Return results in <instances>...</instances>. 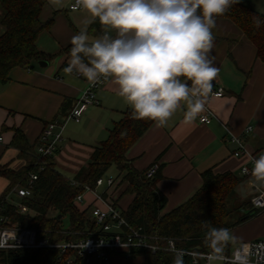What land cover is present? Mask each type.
<instances>
[{
    "label": "crops",
    "instance_id": "crops-1",
    "mask_svg": "<svg viewBox=\"0 0 264 264\" xmlns=\"http://www.w3.org/2000/svg\"><path fill=\"white\" fill-rule=\"evenodd\" d=\"M73 0H67L62 10H43L42 22L53 18L49 29L42 31L36 41L37 48L52 55L48 65L38 62L32 67H15L7 82L0 81V165L20 168L25 160L11 145L15 128H20L36 152L43 127L54 118L64 117L76 104L89 81L77 73H66L70 54L64 49L71 45V38L82 30H88L95 19L82 7L70 10ZM264 14V0H239ZM1 16V12H0ZM213 28L214 47L212 55L219 74L212 91L224 89L222 97L209 94L205 105L215 113L210 123L199 120L185 122L187 106H181L168 122L160 126L157 122L128 149L126 158L131 167L145 173L154 162L159 163L160 177L156 189L164 194L167 202L161 214H165L187 201L202 185V173L212 168L217 173L233 172L241 182L236 190L238 200H249L250 208L260 212L235 225L230 230L245 242L264 238V208L255 207L253 199L264 189V181L254 176H245L241 167L249 164L245 155L235 156L237 142L231 134L241 137L245 146L254 153L264 152V63L257 57L256 47L243 31L230 19L217 18ZM115 32L105 25L103 33ZM4 27L0 24V35ZM89 43L103 34L87 31ZM190 84V82H188ZM98 104L89 106L79 122L66 123L63 139L53 160L56 168L69 179L88 165L96 146L108 138L110 130L130 105L118 94V85L110 77L105 85L97 89ZM251 126L248 133L245 128ZM126 171L118 170V183L108 189V198L126 211L133 193H126V182H122ZM7 179L0 177V194L7 186ZM100 188V189H99ZM103 187H98L102 191ZM92 194L86 193L85 200L78 204L87 208ZM240 208V209H241ZM232 249V246H230ZM110 264H146L142 256L115 255Z\"/></svg>",
    "mask_w": 264,
    "mask_h": 264
},
{
    "label": "trees",
    "instance_id": "trees-1",
    "mask_svg": "<svg viewBox=\"0 0 264 264\" xmlns=\"http://www.w3.org/2000/svg\"><path fill=\"white\" fill-rule=\"evenodd\" d=\"M47 0H0V24L4 33L0 35V81L7 82L15 67H32L40 60L48 61L52 55L41 52L36 45L40 33L49 29L53 18L42 22L40 15ZM232 20L252 41L256 54L264 63V14L247 4L235 3L222 16ZM257 20L259 23L257 24ZM105 25L95 18L88 28L89 33L103 34ZM72 45L64 52L70 54ZM154 123L149 119H136L129 107L122 118L115 123L107 139L95 147L87 166L81 168L73 178L79 186L60 172L53 156L39 158L29 144L24 132L15 128L11 145L17 149L18 156L26 162L14 169L0 165V177L8 183L0 194L1 214L21 227L38 230L40 236L49 237L52 242L78 240L88 236L93 230L89 207L81 209L74 199L84 192L85 186L97 188L98 178L105 176L112 165L120 172L126 171L122 182L127 183L126 193H133L134 199L123 212L128 223L152 236L171 237L178 247L189 250H206L204 239L206 229L203 222H210L217 228L231 229L260 211H250L238 217V210L251 206L249 200H238L236 190L241 179L233 172H215L212 168L202 173L201 187L184 203L168 213L161 214L167 198L156 189L160 177L146 178L131 166L126 165L128 149ZM37 179L30 183L31 175ZM30 187L32 195L23 199L30 212L21 214L6 197L14 194V189ZM68 218L67 224L64 218ZM227 249L226 251H229ZM133 256H143L146 264H173L174 253L165 249L155 252L145 248H134ZM0 264H65L64 255L58 248L0 250ZM183 264H191V257L185 256Z\"/></svg>",
    "mask_w": 264,
    "mask_h": 264
},
{
    "label": "clouds",
    "instance_id": "clouds-1",
    "mask_svg": "<svg viewBox=\"0 0 264 264\" xmlns=\"http://www.w3.org/2000/svg\"><path fill=\"white\" fill-rule=\"evenodd\" d=\"M238 2L75 0L73 7L87 10L102 25L115 29L116 36L105 33L89 43L86 29L74 35L65 72L80 74L92 83L101 77L114 78L118 94L136 119L163 126L183 102L187 106L185 122L191 123L205 111L212 82L219 74L212 55L215 17ZM253 175L264 181V155L254 160ZM203 227L207 264H253L254 257L264 260V251L257 250L260 246L245 242L230 229L213 227L208 221ZM3 247L15 245L0 238ZM173 264H183V252H175Z\"/></svg>",
    "mask_w": 264,
    "mask_h": 264
},
{
    "label": "built area",
    "instance_id": "built-area-1",
    "mask_svg": "<svg viewBox=\"0 0 264 264\" xmlns=\"http://www.w3.org/2000/svg\"><path fill=\"white\" fill-rule=\"evenodd\" d=\"M75 0L69 5L70 10H79L81 7H73ZM109 36L115 38L116 30L113 33L105 31ZM110 77H101L97 82H89L88 86L81 92L76 104L62 118H54L50 120L42 129L38 139L36 153L39 158L54 156L59 148V144L63 139V132L68 121L79 122L86 109L94 104H98L99 100L96 95L97 89L106 84ZM216 97L224 95L222 87L212 91ZM216 118L215 113L205 105V111L200 115L199 120L204 123H210ZM252 130L251 126L245 128L248 133ZM231 140L238 143L239 147L234 151L235 156L245 155L248 157L249 164L241 167V173L245 176H254L253 167L254 160L258 159L262 153L251 152L243 143L240 136L231 134ZM2 141V136H0ZM159 163H152L145 171L146 178L152 179L159 171ZM37 179V174L31 175L30 183ZM116 177L102 176L97 180V188L92 189L85 186L84 192L79 193L74 199L75 204H82L85 200V194H92V199L89 202L90 217L93 224V230L89 231L87 237L78 240H68L52 242L49 237L40 236L35 228L21 227L13 224L9 218L0 213V238L8 240L9 244H14L15 247H3L0 250L12 249H36V248H58L64 255L65 264H110L115 255L133 256L131 254L134 248H145L153 252L165 249L170 252H183L185 256L191 257V264H207L206 250H189L178 247L174 238H164L165 245L160 244L163 238L152 236L145 233L141 227L135 228L131 226L123 215L121 208L117 203L108 198V189L118 183ZM71 184L79 186V183L74 179ZM98 187H103L102 191H98ZM14 195L17 200L11 196L6 197V201L14 204L17 211L21 214L30 212L28 205L23 203V199L29 198L32 195L30 187H19L14 189ZM259 193L253 199L255 207L264 208V189H259ZM2 206L0 205V211ZM15 233L14 239L11 234ZM90 241L87 247H82L84 243ZM254 246H260L257 250L264 251V238L249 241ZM231 250L226 251L228 256H231ZM259 261V264H264V260L259 257L253 258V264Z\"/></svg>",
    "mask_w": 264,
    "mask_h": 264
},
{
    "label": "rangeland",
    "instance_id": "rangeland-1",
    "mask_svg": "<svg viewBox=\"0 0 264 264\" xmlns=\"http://www.w3.org/2000/svg\"><path fill=\"white\" fill-rule=\"evenodd\" d=\"M66 1H67V0H47L45 6H44V8H43V10H46V9H48V8H53V9H56V10H62V9L65 7V3H66ZM0 12H1V14H2V10H1V9H0ZM126 159H127V158H126ZM125 164L128 165V166H131V164H130V162H129L128 159L126 160V163H125ZM117 172H118L117 167H116L115 165H112V166L109 168V170L106 172L105 177H111V176H112V177H115V176H117ZM111 188L114 189V188H115V185L112 186ZM99 189H100V188H99ZM12 198H13L14 200L19 199V198H16V196H15L14 194H12ZM245 208H246V207H245ZM245 208H241V209L238 210V217L241 216V215H244L243 212H244ZM64 221H65V223L67 224V222H68V218L65 217V218H64ZM142 257H143V256H142ZM144 261H145V258L143 257V263H144Z\"/></svg>",
    "mask_w": 264,
    "mask_h": 264
},
{
    "label": "water",
    "instance_id": "water-1",
    "mask_svg": "<svg viewBox=\"0 0 264 264\" xmlns=\"http://www.w3.org/2000/svg\"><path fill=\"white\" fill-rule=\"evenodd\" d=\"M38 64L41 66V67H44L46 65H48V62L46 60H40L38 61Z\"/></svg>",
    "mask_w": 264,
    "mask_h": 264
}]
</instances>
